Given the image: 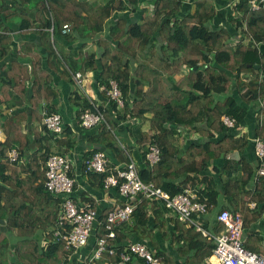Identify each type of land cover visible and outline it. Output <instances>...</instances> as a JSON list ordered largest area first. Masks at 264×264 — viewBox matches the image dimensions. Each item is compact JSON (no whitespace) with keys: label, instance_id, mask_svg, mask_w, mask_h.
I'll use <instances>...</instances> for the list:
<instances>
[{"label":"trees","instance_id":"16d2710c","mask_svg":"<svg viewBox=\"0 0 264 264\" xmlns=\"http://www.w3.org/2000/svg\"><path fill=\"white\" fill-rule=\"evenodd\" d=\"M143 2L149 3L148 0H0V61H3L0 105L12 101V96L27 101L31 88L27 101L31 119L41 127L39 132L33 130L34 142L39 147L31 157L32 162L22 165L17 174L18 159L31 141L22 130V121L27 117L21 112L0 115V135L3 136L0 139V218L6 216L11 232L0 231V264L117 263L120 253L129 252L127 245L131 242L150 241L155 246L154 229L161 232L158 231L163 239L171 234L172 241L178 244L181 263L156 249L155 255H162L165 264H204L215 245L213 238L204 237L177 216L167 220V209L162 202L138 195L130 217L113 227V238L106 237L105 229L111 207L100 211L92 238H89L93 245L88 258L78 259L73 250L65 247V242L54 235L62 200L45 188L44 169L39 170L38 161L44 163L52 153L65 156L52 149L53 146L71 148L70 140L63 136L62 118L53 103L57 92L50 84L51 76L41 66V54L28 41L15 49L13 38L17 33L33 30L40 35L46 57H51L54 69L72 83L69 100L76 107L78 121L86 111L99 110L104 114L105 122L88 129L99 132L98 141L109 158V169L102 173L85 171L84 160L98 149L86 155L83 169L92 186L103 191L104 178L115 175L114 163L122 170L132 163L142 181L153 182L171 195L183 192L189 183L198 189L194 191L198 200L206 203L207 211L215 207L219 211L245 212V195L251 192L250 199L257 205L264 198V177L252 190H247L245 185L254 172L244 170L238 177L234 176L241 158L234 161L226 158V154L233 149H243L248 139L235 136L231 128L221 122L224 114L237 123L241 121L246 114L241 102L246 101L257 108L261 116L257 134L264 136V9L249 10L248 0L236 3V15L230 16V22L240 36L233 41L235 35L228 28L209 27L214 16L210 0H197L195 8L187 11L184 0H152V11L144 16ZM126 12H139L141 17L120 29L112 17ZM11 24L16 25V30ZM65 24L68 32H63ZM100 33H109L108 38H97L100 54H84V43ZM61 40L65 46L60 45ZM66 46L69 49H65ZM12 49L16 50V57L12 56ZM26 59L29 63L23 61ZM60 64L62 69H59ZM76 71L96 73V87H108L109 81L115 80L123 105L119 107L110 100L109 107H103L92 102L83 82L80 87L72 78ZM249 72L252 77L246 81L243 74ZM175 74L181 76L175 78ZM43 108L46 109L44 114L41 113ZM50 113L60 116L63 127L60 132L44 125L43 119ZM118 122L129 126L122 139L115 130ZM186 129L195 130L199 136L183 149L174 138ZM152 144L158 146L160 160L151 166L146 154ZM14 147L20 154L10 161L7 154ZM133 151L139 154L140 164L134 159ZM220 157L224 158L223 164H215ZM28 168L38 175L36 183L31 178L20 177ZM70 171L68 176L71 177ZM214 174L223 184L224 204L219 201L220 190L216 189ZM114 189L118 193V187ZM90 203L96 206L94 199ZM207 211L201 221L209 214ZM252 215L255 220L257 215ZM214 218L212 223L204 218L202 224L212 235L225 229L216 215ZM8 234H13V239ZM100 238H105V249L97 259H91ZM10 241L14 242L11 248ZM181 241L183 246L179 244ZM244 245L264 257L260 240L249 238ZM109 249L113 252L109 253ZM133 260L146 264L144 259L131 254L129 262Z\"/></svg>","mask_w":264,"mask_h":264},{"label":"crops","instance_id":"0c3cea01","mask_svg":"<svg viewBox=\"0 0 264 264\" xmlns=\"http://www.w3.org/2000/svg\"><path fill=\"white\" fill-rule=\"evenodd\" d=\"M99 1H105V0H99ZM148 1L149 3L143 2V4L141 5V8H142L141 12L143 16L151 13L152 11V5H151L152 0H148ZM196 1L197 0H184V10L187 11L189 9L191 10L194 9ZM210 1L214 9V16L209 21V24H208L209 27L214 28V29L219 28V27L228 28L229 31H232L233 32L232 34L235 35L233 41L238 40L240 34L239 32L236 33V31L234 30V26L230 22V16L236 15L234 7L239 0H210ZM140 17H141V14L139 12L118 13L112 17L113 19L112 21L116 22L117 26L121 29V28H124L128 23H132V22L139 20ZM11 26L13 27L14 30H16V25L11 24ZM32 31L33 30L27 31L25 33H17L13 38L14 40L13 43L14 44L16 43V47L14 48L17 49V47H19L21 43L28 41V42L33 43L35 47H37L38 52L41 54V66L51 76L50 84L53 87V89L56 90L57 92V97L54 98L53 103L57 107V112L61 115V118H62L63 127H64L63 136L67 138L68 140H70V146H71V148L69 147L67 149L63 148L62 146L63 150L60 149L58 146L56 148L55 146H53L52 151L57 150V152L65 154V156L67 157L70 163L71 177L74 179V182H75L74 190L72 194V198L74 199V201L79 205H83L86 203H90V200L94 199L96 203V206L94 208L97 210V214L99 215L100 211L103 208L105 207L112 208L115 204H119L121 201L123 202L124 200L118 195L117 191L114 188L104 189L102 191L100 188H96L95 186H92L90 184L88 174L85 173L83 169V160L86 155L89 156L91 152H93V149H98V150L103 149L102 148L103 144H101L100 141H98L97 133L99 132H97L96 130H92V129L90 130L86 129L81 126L80 121H78V119L76 118V113H77L76 107L69 100V97L72 95L71 93L72 83L68 79L63 77L58 71H56V69H54L52 65L51 57H48L47 55L48 57L47 59L45 55L46 53L43 50L40 35ZM108 34L109 33H100V35L97 36L96 38L94 37L91 40H88L87 42H85L82 48L83 53L90 54L91 52H95L96 55H99L101 50H100V47L96 43L97 38L105 37V36L108 38L109 37ZM62 43L65 46V42H63V40L60 41L61 46H62ZM111 44L114 45L113 41L111 42ZM260 45L261 44H259V46ZM15 49H12L13 57H16L17 55L15 53L16 52ZM65 49H69L68 46H66ZM23 61L29 63V60L27 59ZM2 62L3 61H0V69L2 67ZM59 69H62L61 64L59 65ZM81 73L83 75V85L87 93V97L91 98L92 99L91 101L96 103L98 106L109 107L110 101L108 100L107 96L105 94L103 95L104 92L101 91V87H98V86L96 87L95 85L94 78L97 77L96 73H94L93 71H85ZM0 75H1V70H0ZM179 76H181V74H177V75L175 74L174 77L177 78ZM250 77H252L251 72L243 74V79L246 81L249 80ZM72 78H73V75H72ZM31 91L32 90L30 88L28 90L29 97L31 96ZM175 95L178 96V94H175ZM27 101H23L22 99H17V97L12 96V101H10L7 104L3 103L0 105V115H5V116L13 115V114L16 115L17 113L21 112V113L26 114V117H27L26 120L22 121V128H23L22 130L25 134L27 133V135H29V138L31 141L27 145V147L23 150V152H21V157H19L18 159L17 168L19 169L17 171V174L19 170L21 169L22 165L32 162L33 158L31 157L34 155V152H36L39 147L34 142L33 130L37 129L36 132H39V130H41L40 123L37 122L36 120L33 121L31 119V107L27 103ZM263 101H264V98H263ZM44 105L45 103L42 102V107H44ZM241 105L245 109L246 114L243 117V119L239 121L238 123L235 119L236 126L231 128L230 132L231 133L234 132L235 136H238V137L246 136L248 139V143L240 151H238L237 149L232 150V151L234 150L238 151V155H239L238 159L237 160L234 159V161H239V159L241 158L240 160L241 162L237 165L238 169L234 172L235 177H238L239 175H241V173H243L244 170L255 172L257 165H258V160L254 153V144H253L252 138L259 136L257 134V129L260 126L259 124H261V116L258 115L257 108L251 105V103L242 101ZM45 112H46V109L43 108L41 113L44 114ZM112 116L115 117L114 115ZM128 128L129 126L126 125L125 123H122V122L117 123L115 130H117L116 133L117 132L119 133L120 139H122V137H125L124 133H127ZM198 136H199V133H197L195 130L186 129V131L183 130L182 133L177 134L174 139L179 144V146H181L184 149L186 148V145L188 144L190 140H196ZM12 149L16 151L17 156L18 154H20L15 147ZM133 153H134L133 155L134 159L137 162L139 161L138 163L140 164L141 161L139 160V156H138L139 154L137 152L135 153V151H133ZM16 159L17 157L15 159L9 158L10 161H14ZM223 162H224V158L222 157L215 160V164L217 165H222ZM114 164H115V167L112 168L113 171H115L116 169H119L117 164L116 163ZM234 165L235 164H231V166H234ZM38 166H39V170L43 172L44 163L38 161ZM209 169L211 170V166H209ZM222 173H224V171H222ZM214 175H215L214 178L216 182V189L220 190L219 201L222 202V204H224V201H225L224 199L226 197L222 193L224 189L223 184L219 180L218 176L216 174ZM20 177L31 178V180L35 183L38 180V175H35L34 171L30 168L26 170V173L21 172ZM42 180H43V176H42ZM245 186H246L245 189L252 190V186H253L252 177L250 181L248 182V184H246ZM185 189L195 190L196 188H193L188 183L187 188ZM250 195H252L251 192L249 195H245L243 198V201L245 202V206L247 207V211L240 212L237 210L238 212L241 213L242 220H243L244 243L248 242L249 238H253L254 240H257V239L260 240L261 245L264 246V198H262V201L259 203V205H257L255 200L250 199ZM229 200H232V198L229 197ZM250 203H254L255 204L254 207H251L249 205ZM218 211H219V208L214 207L207 211L209 214L203 217L202 221L200 220V218L196 220L205 230H207L202 224L207 218L212 223L215 219L214 216L215 215L217 216V214L220 212ZM242 213L244 216L242 215ZM252 213H255L257 215L255 220H253L254 216L252 215ZM165 216L167 220L173 217L171 214H169L168 211L165 212ZM8 227L9 226L7 223L6 216H4V218H0V231L11 233L8 230ZM158 231L159 230L154 229V233L156 236V245L155 246L152 245L150 241L149 243H146L145 241L147 247L154 252L158 248L162 250V252L168 257L173 258L178 263H181L182 259L178 257V253L176 249V246L178 244L172 241L171 234L169 235L168 238L166 237L163 239V237L161 238V235H160L161 232L159 231L160 232L159 233ZM40 232L42 233V236H45V231L43 228H41ZM12 235L8 234L9 238L13 239ZM42 239L43 237H41V240ZM41 242L44 243L45 241L42 240ZM136 242H139V241H136ZM13 243H14L13 241L12 242L10 241V244H9L10 248L13 246ZM179 244L183 246L184 243H182L181 241ZM92 245H93L92 240H89L86 246L78 249L73 254H76V257L78 259L84 260L89 257L88 254L92 248ZM204 264H205V261H204Z\"/></svg>","mask_w":264,"mask_h":264},{"label":"built area","instance_id":"2783aa9c","mask_svg":"<svg viewBox=\"0 0 264 264\" xmlns=\"http://www.w3.org/2000/svg\"><path fill=\"white\" fill-rule=\"evenodd\" d=\"M248 8L251 11L264 9V0H248ZM63 31H69L66 24L63 26ZM73 79L80 87H83V75L80 71L74 73ZM101 90L105 92L109 101L115 102L119 107L123 105L122 93L115 80H110L108 87L102 85ZM101 122H105L102 111H86L80 115V124L83 128L88 129L99 125ZM221 122L227 128L236 126L235 120L227 115L221 117ZM43 123L52 131L60 132L63 128L58 114H47L43 119ZM252 141L254 153L258 160V166L252 177V188H254V184L261 177H264V136L253 137ZM7 155L11 159L17 157V153L13 149ZM146 159L151 166L160 160L158 146L153 144L149 146ZM108 162L109 158L106 153L97 150L88 159L84 160L85 171L106 172L109 169ZM69 170V161L64 155L49 154L44 162V186L50 193L62 200L54 235L65 242L67 249L75 252L87 245L97 222L98 214L90 203L79 205L72 198L74 179L68 176ZM116 187H118V195L124 201L122 204H115L108 212L105 225L106 237H114L113 227L118 226L130 217L135 207L134 199L138 195H142L162 202L169 214L177 216L180 221L189 226H194L204 237L214 239L215 245L206 258L205 264H264L262 255L249 250L244 245L243 220L240 212H231L228 209L220 210L216 219L225 225V229L216 235H212L197 222L206 213L207 205L204 201L198 200V195L194 190L184 189L181 193L171 195L162 188L155 186L153 182L142 181L132 163L128 164L127 169H116L115 175L110 174L104 178V189ZM249 205L254 207L255 204L250 203ZM97 244L91 259H97L105 249V238L98 239ZM127 249L128 253H120V260L111 264H137L136 260H133L132 263L129 262L131 254L144 259L146 264H165L163 256H156L154 251L147 247L145 241L131 242L127 245ZM112 252L113 250L109 249V253Z\"/></svg>","mask_w":264,"mask_h":264},{"label":"water","instance_id":"95a60500","mask_svg":"<svg viewBox=\"0 0 264 264\" xmlns=\"http://www.w3.org/2000/svg\"><path fill=\"white\" fill-rule=\"evenodd\" d=\"M255 67H258V66H255ZM197 67L195 66L194 69H196ZM227 158H230L232 160H237L239 155H238V151L234 150V151H231L229 153H227L226 155Z\"/></svg>","mask_w":264,"mask_h":264},{"label":"rangeland","instance_id":"374dc122","mask_svg":"<svg viewBox=\"0 0 264 264\" xmlns=\"http://www.w3.org/2000/svg\"><path fill=\"white\" fill-rule=\"evenodd\" d=\"M252 41H253V39H252ZM245 42H247V40L245 41ZM3 137H2V135H0V139H2ZM216 235V234H215ZM250 250V249H249Z\"/></svg>","mask_w":264,"mask_h":264},{"label":"clouds","instance_id":"9594fccd","mask_svg":"<svg viewBox=\"0 0 264 264\" xmlns=\"http://www.w3.org/2000/svg\"><path fill=\"white\" fill-rule=\"evenodd\" d=\"M81 72V71H80ZM80 121V120H79ZM45 125V124H44ZM155 253V252H154Z\"/></svg>","mask_w":264,"mask_h":264}]
</instances>
